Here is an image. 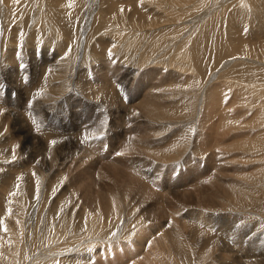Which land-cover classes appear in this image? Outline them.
<instances>
[{
	"label": "bare ground",
	"instance_id": "6f19581e",
	"mask_svg": "<svg viewBox=\"0 0 264 264\" xmlns=\"http://www.w3.org/2000/svg\"><path fill=\"white\" fill-rule=\"evenodd\" d=\"M31 64L69 118L36 125L44 141ZM101 103L111 121L85 135L109 140L86 145ZM249 116L242 146L264 161V0H0V264H264V172L225 186L203 156Z\"/></svg>",
	"mask_w": 264,
	"mask_h": 264
},
{
	"label": "rangeland",
	"instance_id": "374dc122",
	"mask_svg": "<svg viewBox=\"0 0 264 264\" xmlns=\"http://www.w3.org/2000/svg\"><path fill=\"white\" fill-rule=\"evenodd\" d=\"M34 66L31 64V70H30V73H31V75H27L29 78H27L26 80H25V84H26V86L28 87V86H30L31 87V84H32V82L31 81H33V74H34V68H33ZM72 69V67L71 68H69L68 69V71L69 70H71ZM31 76V77H30ZM6 79L8 80V77H6ZM10 79V78H9ZM32 79V80H31ZM30 82H29V81ZM29 83V84H28ZM80 87V86H79ZM79 87H78V89H79ZM29 88V87H28ZM34 89V90H33ZM35 89L36 88H29V91H28V95L26 94V96H27V99H29V105L27 106V112L26 113H24V117L26 118V120L30 123V125L34 128V129H36L37 131H38V133H39V135H40V137L43 139V141H44V139L46 140V136L44 135V133L45 132H43V131H41L40 130V128H38L36 125H44L43 127L45 128V126L47 125V127H50V128H52V129H55V130H57V132H62V130L64 131L65 130V128L63 127V124H65V122H67V123H69V121H68V119L69 118H65V119H62V118H58V116H57V114H58V110H57V107L55 108V106H53V104L51 103V102H53L52 100L53 99H51V102H46L43 98H41V100L39 99V97L35 94ZM31 90V91H30ZM33 91V92H32ZM32 92V93H31ZM31 93V94H30ZM2 94H4L5 95V91L2 93ZM15 95V94H14ZM36 95V96H35ZM35 97V98H34ZM34 98V99H33ZM73 98V99H72ZM39 99V100H38ZM42 100H44L43 102H42ZM76 100V97L74 96H72L71 98H70V102H74ZM32 103V104H31ZM54 103V102H53ZM102 104V105H101ZM101 104H99L98 105V109L95 107V106H91L90 107V111H87V112H85L86 114H84L83 116H82V119L83 118H85L86 116H87V120H88V122H86L85 123V125L83 124L82 126H81V130L83 129V128H87L85 131H84V135H85V133L88 131V130H91L92 129V127H93V125L95 126L98 122L101 124V122H103V121H105V119L107 118L106 116H108L109 118H107L108 120H110L111 121V117L109 116V115H107L106 113H104V110H103V105L105 104V103H101ZM31 105V106H30ZM35 105V106H34ZM62 105H63V102H62ZM35 107V109L36 110H34L33 108ZM42 107V108H41ZM95 107V108H94ZM63 109H65V108H63ZM76 110H77V112H78V114H80L79 112H81V111H79V108L77 107V108H75ZM33 111V112H31V111ZM35 111H37L36 113H35ZM42 111V112H41ZM40 112V113H39ZM35 113V114H34ZM236 113H238V111H236ZM26 114V115H25ZM34 114V115H33ZM45 114V115H44ZM89 115H90V117H89ZM106 115V116H105ZM29 116V117H28ZM35 116H37V117H35ZM44 116H46V117H44ZM40 117H41V120H40ZM29 118V119H28ZM33 118V119H32ZM38 118V119H37ZM46 118V119H45ZM46 121H45V120ZM93 119V120H92ZM106 119V120H107ZM32 120H34V124H33V121ZM31 121H32V123H31ZM42 121H44V122H42ZM78 121V120H77ZM95 123H94V122ZM35 125V126H34ZM50 125V126H49ZM251 125V116H249L248 117V119H247V121H246V128L247 129H244V128H242V129H240V131H241V133H242V136H241V139H239V137H237L238 136V130H236V128H235V126H233L234 128L233 129H231V130H228V129H226V130H221L217 135H218V138H220V140L224 143V144H226L229 148H227L225 145H222V146H224V149H223V147L221 148H213V145L212 146H209V149L207 148L205 151H204V155L203 156H206V157H204L205 159H207V157H208V153H209V155H210V158L212 157V155L214 154L215 155V157H216V159H218V158H220V159H223V160H220V162H222V163H225V164H228V165H226V171H225V169H224V171L222 172V174H220L221 175V177H222V179H220V181L225 185V186H230V184H232L233 183V181L234 180H237L239 183H242L243 185H249V181H248V179L251 181V176H247V174H257V175H260L261 173H263L264 172V170H262V169H264V167H262V166H264V161H263V159H262V157H261V153H254V152H251V151H248L244 146H242V144L244 143V141H241V140H243L244 138H246L248 135H249V133L251 132V129H250V127H248V126H250ZM36 127V128H35ZM89 127V128H88ZM98 128H99V124H98V126H97ZM185 129L188 131L187 132V135L188 136H190V134H191V132H192V124H190V125H187V126H185ZM43 132V133H42ZM98 132H100L99 130H98ZM52 133V132H51ZM100 133H98V134H96V135H94L93 137H90V138H87V135H85V136H82V140H84V141H86L87 142V144H86V142H85V144L86 145H88V144H91V143H102V142H108V140L109 139H107L108 138V136L107 135H105V133H103V135H102V133L99 135ZM99 137V139H98V137ZM44 137V138H43ZM95 137V139H93ZM92 138V139H91ZM78 139H81V138H79L78 137ZM165 144L166 143H168L169 142V138L168 137H166L165 138ZM89 141V142H88ZM93 141V142H92ZM204 141H205V139H204ZM164 146V144H162V145H156L155 146V149H158V148H162ZM215 147V146H214ZM225 147H226V149H225ZM231 147V148H230ZM227 149H229V150H227ZM45 150V151H44ZM194 150H196L195 152H196V154H199V153H202L201 152V150H198V149H196V148H194ZM208 153H207V152ZM226 151V152H225ZM46 152V149L43 147L42 148V150H39L38 151V157H41V158H37L36 159V161L39 159L40 161L41 160H43L44 162H46L47 161V159H48V157H47V152ZM206 152V153H205ZM227 152H229V153H227ZM242 152H246V153H251V155H249V154H247V155H245L244 156V154H242ZM212 153V154H211ZM226 154H228V155H226ZM112 155H115V153L114 154H112ZM224 156V157H223ZM226 158V159H225ZM248 159H249V161H248ZM38 160V161H39ZM225 160V161H224ZM230 162V163H228V161ZM42 161V162H43ZM224 161V162H223ZM41 162V163H42ZM180 172H181V170L180 169H176L175 170V173L176 174H180ZM227 172V174H228V176L227 175H225V173ZM234 174V175H232V174ZM234 178V179H233ZM238 179H242L241 181L240 180H238ZM244 180V181H243ZM246 180H247V183H245L246 182ZM84 183H82V185H81V187H80V189H81V191H82V193H83V191L85 190V188H86V186H87V184H88V182L90 181L89 179H83L82 180ZM99 184H101V185H105L106 186V184H104V183H99ZM229 184V185H228ZM231 187V186H230ZM233 188V187H232ZM248 189H246V188H241L242 190H244L246 193L245 194H247V195H249L250 193V189H249V187H247ZM233 190V189H232ZM235 190V189H234ZM84 194V193H83ZM82 194V195H83ZM184 210H182V209H180L179 210V213L178 214H180L181 212H183ZM225 215H227L226 213H224V214H218V216L219 217H222V216H225ZM180 218H182V220L185 222V221H188L189 220V218H190V216L189 215H186V214H183ZM159 221H161L162 223H165L164 224V226H162V227H160V228H158V226H157V228L156 229H158L156 232L155 231H151L150 232V238L148 239V240H146V242L145 243H141V242H137L138 243V245H137V247H136V249H135V253H136V255L138 254V253H140V255H142L144 252H145V250L143 249L146 245H147V243H148V241L151 239V238H153V236L154 235H156V234H158V232H161L163 229H164V227H166V220H165V218L164 217H159V219H158ZM137 258V257H136ZM175 262H176V260H175ZM208 264H217L216 262H212L211 260H209V263Z\"/></svg>",
	"mask_w": 264,
	"mask_h": 264
},
{
	"label": "snow or ice",
	"instance_id": "6c2138e0",
	"mask_svg": "<svg viewBox=\"0 0 264 264\" xmlns=\"http://www.w3.org/2000/svg\"><path fill=\"white\" fill-rule=\"evenodd\" d=\"M51 143L54 145V144L56 143V141H52ZM6 230H7V229L5 228V231H6Z\"/></svg>",
	"mask_w": 264,
	"mask_h": 264
}]
</instances>
